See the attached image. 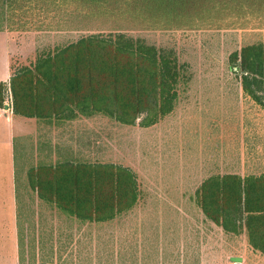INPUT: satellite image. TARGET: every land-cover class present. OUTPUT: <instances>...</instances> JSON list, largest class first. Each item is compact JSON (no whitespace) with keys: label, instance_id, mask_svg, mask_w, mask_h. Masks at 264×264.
Instances as JSON below:
<instances>
[{"label":"rangeland","instance_id":"obj_1","mask_svg":"<svg viewBox=\"0 0 264 264\" xmlns=\"http://www.w3.org/2000/svg\"><path fill=\"white\" fill-rule=\"evenodd\" d=\"M152 1L71 0L72 15L62 20L66 31L5 37L13 75L41 55L112 32L173 50L186 68L173 113L152 127L142 128L140 121L124 126L102 115L37 123L44 147L32 157L27 141L26 159L18 141L27 244L34 225L46 254L53 252L48 264H264V253L249 245L246 234H226L196 203L197 190L211 176L264 175V95L245 94L230 62L243 48L264 45V0ZM67 160L130 168L140 189L137 206L95 224L40 201L27 174Z\"/></svg>","mask_w":264,"mask_h":264},{"label":"trees","instance_id":"obj_2","mask_svg":"<svg viewBox=\"0 0 264 264\" xmlns=\"http://www.w3.org/2000/svg\"><path fill=\"white\" fill-rule=\"evenodd\" d=\"M69 1L0 0V33L66 31L62 20L72 15L67 11ZM230 62L232 71L242 76L245 94L264 95V45L245 47L231 55ZM185 70L173 50L121 32L93 34L41 55L34 66L16 72L9 86L12 108L16 116L49 126L102 115L124 126L140 121L142 128H149L173 113ZM7 89L0 83V109ZM18 141L25 159L27 141L32 157L40 155L44 144L31 136L15 139L16 166ZM21 172L19 177L15 167L18 264H48L46 256L53 252L46 254L34 225L30 247L26 241ZM27 177L40 201L84 223L114 221L132 211L140 199L135 173L115 164L67 160L34 167ZM196 203L207 221L226 234H246L249 245L264 253V175L211 176L197 190Z\"/></svg>","mask_w":264,"mask_h":264},{"label":"crops","instance_id":"obj_3","mask_svg":"<svg viewBox=\"0 0 264 264\" xmlns=\"http://www.w3.org/2000/svg\"><path fill=\"white\" fill-rule=\"evenodd\" d=\"M0 33V83L7 85V102L0 109V264H18L15 148L17 138L31 136L37 142V121L16 116L9 86L13 77L6 36ZM10 104V108L7 105ZM34 123V129L32 128ZM7 257V259H6Z\"/></svg>","mask_w":264,"mask_h":264},{"label":"built area","instance_id":"obj_4","mask_svg":"<svg viewBox=\"0 0 264 264\" xmlns=\"http://www.w3.org/2000/svg\"><path fill=\"white\" fill-rule=\"evenodd\" d=\"M9 92H10V91H9ZM9 95H10V98H12V96H11V92L9 93ZM11 107H12V104H11ZM7 108H10V104L7 105Z\"/></svg>","mask_w":264,"mask_h":264}]
</instances>
